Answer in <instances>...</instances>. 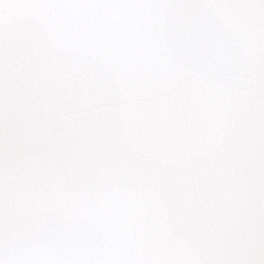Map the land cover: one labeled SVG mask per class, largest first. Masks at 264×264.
<instances>
[{
	"label": "snow or ice",
	"instance_id": "obj_1",
	"mask_svg": "<svg viewBox=\"0 0 264 264\" xmlns=\"http://www.w3.org/2000/svg\"><path fill=\"white\" fill-rule=\"evenodd\" d=\"M0 264H264V0H0Z\"/></svg>",
	"mask_w": 264,
	"mask_h": 264
}]
</instances>
